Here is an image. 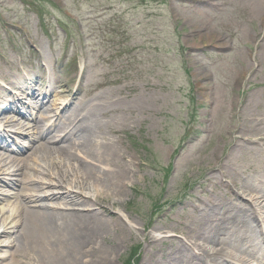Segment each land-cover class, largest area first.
<instances>
[{"label":"rangeland","instance_id":"374dc122","mask_svg":"<svg viewBox=\"0 0 264 264\" xmlns=\"http://www.w3.org/2000/svg\"><path fill=\"white\" fill-rule=\"evenodd\" d=\"M23 78L22 87L14 86ZM79 85L76 103L104 96L133 110L132 115L119 110L106 118L127 114V123L116 124L119 132L106 135L131 158L134 169L113 208L124 229L112 231L96 246L110 248L121 241L113 264H125L130 256L142 264L153 254L162 260V250L185 241L180 222L186 216L193 220L191 200L238 202L240 196L256 205L257 194L238 193L231 178L224 179L227 189L206 181V175L218 161L231 159L232 152L238 157V145L233 151L235 143L228 140L232 128L248 129L264 116V0H0V130H12L8 142L18 144L14 147L22 158L29 157L21 165L39 172L54 163L77 169L76 163L51 158L43 149L34 154L29 147L46 142L40 139L43 132L64 114L75 118L72 128L78 126L73 105L65 107V89L76 91ZM41 107L48 119L39 130L34 125ZM6 113L23 118L26 132H18L15 122L1 124ZM73 151L85 156L76 147ZM0 152L1 166L13 154L1 146ZM247 156L253 165L264 166V155L243 152L239 159L249 163ZM71 174L75 184L79 177ZM36 176L49 181L41 173ZM93 188L105 192L100 184ZM3 191L7 201L0 202V219L15 214L14 194L20 188ZM151 233L176 242L148 247L145 236ZM256 235L261 258L264 228L258 227ZM185 242V248L199 253ZM202 247L219 249L212 243Z\"/></svg>","mask_w":264,"mask_h":264},{"label":"bare ground","instance_id":"6f19581e","mask_svg":"<svg viewBox=\"0 0 264 264\" xmlns=\"http://www.w3.org/2000/svg\"><path fill=\"white\" fill-rule=\"evenodd\" d=\"M26 80H15L14 86L22 87ZM65 92V107L73 105L78 126L72 128L75 118L70 114L63 119L57 118L43 132V138H40H45L46 142L30 146L29 149H35L34 154L38 149H43L51 158L58 155L76 163L77 169L54 163L39 172L29 164L21 165L29 157L22 158L21 150L18 147L15 150L14 147L18 144L12 146L5 141V133L0 130V146L13 154L8 157L9 162L5 160L0 166V202L7 201L4 188H20L14 194L18 200L15 214L0 219V264H113L112 256L120 250L121 241L115 242L110 248L96 247L106 241L112 231L124 229L120 215L115 214L113 208L119 204L116 198L124 195L129 178L134 173L133 162L129 160L131 158L122 154L117 143L106 135V132H119L116 124L127 123V114L121 118L113 117L112 120L106 118L111 112L119 110L132 115L133 110L104 96L76 103L82 85L76 91L66 87ZM42 109L34 125L39 130L43 129L45 118L48 117ZM2 113L3 110L0 115ZM8 115L2 116L1 124L6 126L15 122L19 127L18 132H26L28 124L23 118ZM28 116L26 113L25 117ZM228 140L230 144L235 143L233 151L238 145L239 154L258 152L264 155V116L259 115L251 121L248 129H242L240 125L238 129L232 128ZM75 147L85 156L76 154L73 151ZM239 154L233 158L232 152L231 159L221 163L218 161L220 165L211 166L206 181H218L229 189L230 185L224 179L231 178L238 193L257 194L259 200L256 205H248L240 196L238 202L227 199L206 204L198 199L191 200L194 218L191 221L186 216L185 221L180 222L182 228L179 231L185 241L198 248L199 253L191 252L182 245L186 242L179 240L178 246L172 245L161 251L162 260L156 259L157 255L153 254L151 258L146 257L142 264H223L224 258L236 264H255V261L258 264L264 263V253L261 258L257 257L258 246L253 239L258 227L264 228V166L259 168L253 165L249 156V163L244 164ZM38 173L49 181L36 176ZM71 173L79 177L75 184L70 182ZM96 184L102 185L105 192L100 193L97 188H93ZM87 191H94V194ZM220 206H225L223 212L218 211ZM154 230L158 232L161 228ZM145 238L148 239L147 246L153 248L157 243L176 242V238L159 239L152 233ZM260 238L264 239V236ZM8 239L12 241L4 243ZM202 243L216 244L219 249L212 251L202 247Z\"/></svg>","mask_w":264,"mask_h":264},{"label":"trees","instance_id":"16d2710c","mask_svg":"<svg viewBox=\"0 0 264 264\" xmlns=\"http://www.w3.org/2000/svg\"><path fill=\"white\" fill-rule=\"evenodd\" d=\"M133 260H135V258L130 256L128 257L127 262L125 264H134Z\"/></svg>","mask_w":264,"mask_h":264}]
</instances>
